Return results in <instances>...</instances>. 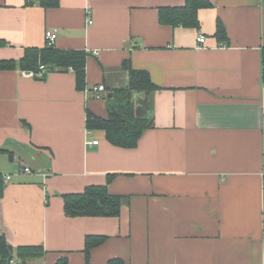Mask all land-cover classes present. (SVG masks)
I'll list each match as a JSON object with an SVG mask.
<instances>
[{"label": "crops", "instance_id": "obj_1", "mask_svg": "<svg viewBox=\"0 0 264 264\" xmlns=\"http://www.w3.org/2000/svg\"><path fill=\"white\" fill-rule=\"evenodd\" d=\"M209 1L195 27L160 21L186 0H0V59L43 48L47 30L89 53L81 90L72 69L0 70V230L44 248L28 264H264V0ZM126 59L159 86L134 148L87 128L129 84ZM94 184L122 197L120 215L68 216L63 195ZM88 235L105 236L89 256Z\"/></svg>", "mask_w": 264, "mask_h": 264}, {"label": "trees", "instance_id": "obj_2", "mask_svg": "<svg viewBox=\"0 0 264 264\" xmlns=\"http://www.w3.org/2000/svg\"><path fill=\"white\" fill-rule=\"evenodd\" d=\"M45 7L57 6L59 0H41ZM209 0H186L183 6L162 7L160 21L165 24L199 26L198 10L210 6ZM218 37L226 35L224 26L219 23L216 32ZM3 44V41H0ZM86 50L60 49L54 45L43 48H26L20 59H0V70L21 69L22 71L40 70L44 65L47 70L43 78L50 71H68L72 69L76 74L78 89L86 88ZM123 68L129 72L130 81L126 87L109 89L104 95L108 102V115L100 117L88 113L87 128L90 130L103 129L107 139L114 145L134 148L143 133L155 126V121L148 115L150 108L149 94L158 89L148 70L133 68L130 59H126ZM142 93L138 100L134 94ZM0 151H7L0 148ZM113 175L109 176V181ZM5 178L0 174V200L4 193ZM64 208L68 216H104L116 217L120 215L122 197L110 192L107 185H88L82 192L63 195ZM105 240V236L88 235L86 237V253L90 254L93 247ZM45 250L42 246L13 247L7 241L6 234L0 230V264H28L29 261L42 258ZM14 260L15 263H11ZM56 264H67L66 258H61ZM109 264H123L121 259H112Z\"/></svg>", "mask_w": 264, "mask_h": 264}, {"label": "built area", "instance_id": "obj_3", "mask_svg": "<svg viewBox=\"0 0 264 264\" xmlns=\"http://www.w3.org/2000/svg\"><path fill=\"white\" fill-rule=\"evenodd\" d=\"M88 22L89 23L93 22V19H92L91 16H88ZM57 37H58V33H57L56 30H47V32H46V44L47 45H54ZM198 41L199 42H204L205 41V36H200L198 38ZM46 70H47V68L44 65H41L40 66V70L38 72L30 70V71H24V74L26 76H30V77L42 76L46 72ZM105 90H106V86L103 83L95 85L94 87H92L90 89V91L94 94V96L96 98H101L102 94H103V92ZM87 143L88 144H98L99 140L90 138V139H88ZM23 171L24 172H30L31 168L28 167V166H24ZM11 263H15V261L12 260Z\"/></svg>", "mask_w": 264, "mask_h": 264}, {"label": "rangeland", "instance_id": "obj_4", "mask_svg": "<svg viewBox=\"0 0 264 264\" xmlns=\"http://www.w3.org/2000/svg\"><path fill=\"white\" fill-rule=\"evenodd\" d=\"M138 95H139V93H135V95H134V96H135V97H134L135 100H138ZM141 96H142V95H141Z\"/></svg>", "mask_w": 264, "mask_h": 264}]
</instances>
